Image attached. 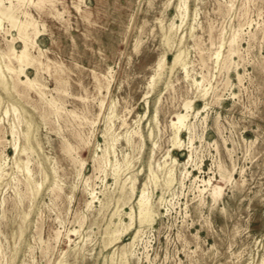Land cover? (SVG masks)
<instances>
[{
	"label": "rangeland",
	"instance_id": "obj_1",
	"mask_svg": "<svg viewBox=\"0 0 264 264\" xmlns=\"http://www.w3.org/2000/svg\"><path fill=\"white\" fill-rule=\"evenodd\" d=\"M55 1L56 8L63 12L60 19L55 15L57 10L54 11L49 6L44 9L31 6L29 9L41 23L47 25L46 33L39 38V44L46 49L47 57L53 62H49L51 65L50 70H43L44 73L41 70L39 71V79L50 89L47 90L48 98L57 97L56 99L59 102L58 109L53 108L47 102H44L45 100L40 99V95L35 91L28 90L26 93L24 86L21 84L19 85L20 88L18 87L20 95L16 94L21 101L20 103L8 101L6 94L0 90V94L3 96V101L0 103V121L2 120L1 122L3 123L1 124L0 122V136L3 135L0 137V140L3 139L0 141V264H57L60 259H63L62 264H259L264 254V33L262 32L264 31V0H248L249 3L247 0H190V16L186 21L187 24L185 22V25L183 24L182 28H180L181 31H178L175 37V48L168 53V56L169 59H172L174 51L179 48L180 40L184 35L183 48L187 51L186 68L188 73H191V76L187 77L185 69L178 67L172 75L167 72L154 90L149 84L155 73V64L165 51L163 34L158 19L165 16L167 23H169L175 17V4L178 0H175L169 7H167L168 0ZM202 13L204 16H202ZM175 22L181 23L179 18H175ZM145 23L148 24L146 25ZM190 25L195 26L193 34L190 33ZM5 26L7 29L9 24L6 22ZM224 28L226 29L224 30ZM12 32L15 36L18 35L16 30ZM222 33L223 37L225 36L223 39ZM224 33L226 34L224 35ZM1 34L0 50L6 52L8 51V39H12V36L5 32ZM231 36L235 37L234 45H232L236 53L228 55L227 49L230 41L234 38ZM138 39H141L142 44L136 50L135 45ZM214 39L215 41H213ZM144 41H147V43ZM239 41L242 44H239ZM14 45L19 50L23 47V43L19 39L15 40ZM218 50L221 52L219 58L215 55V51ZM33 52L38 54L36 50H33ZM44 61H47L46 58H44ZM54 63L62 64L64 71H60V68L55 67ZM13 64L18 65L15 60ZM216 66L220 67L217 68ZM109 69L114 81H112L111 91L107 94L105 87L107 78L98 75L100 78L98 80L96 73L108 75ZM215 70L216 72H214ZM35 71L37 72L34 67L27 68V73L30 76H35L37 74ZM238 73L241 76L240 78ZM41 75L43 77H40ZM7 77L10 78L8 75ZM169 78L172 85L166 88V81ZM193 78L198 79L200 84L196 85ZM241 80L244 81L241 82ZM100 84L103 86V90L99 89ZM58 86L61 91L54 90ZM64 88L68 92H63L62 89ZM70 89L71 91H69ZM201 90L207 92V96L204 99L201 96ZM23 91L25 92L23 93ZM148 92L149 111H146L148 107L145 96ZM208 94L210 95L208 96ZM251 95L253 96L251 97ZM64 97L65 99H63ZM85 97L88 99L86 100ZM187 99L195 100L196 107L199 108H202L205 103H210L209 107L207 106L200 113V116L193 115L190 117L192 122H197L195 124L198 127V129L195 127L194 131V135H196L194 143L196 148L194 147V151H197L194 154L196 156L194 155V161H190L187 165L192 174L189 177H184V174L181 175V170L184 169L183 163L188 159L189 150L187 148L182 150L173 149L174 156H177L182 162L178 169V180L171 189L165 192V200L162 203L159 202L162 190L160 188L155 190L154 201L157 203L160 218L154 227H145V232L141 237L142 240H139L133 249L134 255L130 256L129 260L126 261L121 255L122 246L129 242L134 230L124 235L122 240L115 246H103L104 240L109 237L108 233H106L107 224L117 205L113 203L108 211L103 212L101 203L97 200L91 208H88L86 204L91 197L90 188H96L97 195L104 200L105 197L102 191L110 187L112 191L115 186L112 168H114L113 164H116V167L119 166L120 169L121 181L130 176H137L139 179L138 189H141L148 178L151 157L154 155L153 161L157 163V160H162L167 150L172 146L170 142L173 130L170 126V118L175 112L183 110V104ZM24 100H27V103ZM32 100L34 101L32 102ZM29 101L30 103L28 104ZM102 101L106 104L102 105ZM112 101L116 103L114 108L116 116L113 118L109 137L114 135L117 140L114 141V147H110L108 156L112 161V166L108 164V176L105 177L104 165L99 168V163L95 160V157L97 155L101 156L107 145L105 137L107 132L106 121L108 114L111 112ZM86 102H89L90 105ZM129 103L130 105H128ZM12 105L17 109L14 110ZM157 108L158 122L154 119ZM70 109L74 113H71ZM60 112L64 113V115ZM55 113L58 114L56 115ZM206 115L207 123L204 121ZM45 117L46 121L50 117L49 123L44 121ZM126 121L127 123H124ZM157 125L159 126L157 127ZM232 125L235 126L234 129ZM56 126L57 128H55ZM202 126L205 127L204 130ZM66 129H70L69 132ZM73 130L75 134H73ZM151 130H153L152 135L150 134ZM27 131H29L31 136L32 148L27 149L26 154L19 153L17 155L16 150H14L15 145H23L26 142L25 134ZM135 131H139L144 135L145 144L140 134ZM200 134L202 135L200 136ZM5 135L7 136L6 138ZM128 135L133 138L131 143L126 140ZM182 136L188 140L189 133L184 131ZM80 140L82 141L80 142ZM17 141L19 142L17 143ZM48 141L49 145H47ZM154 142L157 143L155 147ZM135 147L137 150H135ZM199 147L200 149H198ZM86 148H88V151ZM158 149H161L160 153ZM220 157L228 169L231 170L236 166V171H234L235 180L227 185L224 182H220L221 177L217 166ZM83 159L86 161L83 169L85 178L78 174L81 167L80 160ZM127 160L129 161L128 164ZM26 161L28 163L32 161L30 162L31 164L27 163L28 167H30L32 178H35L34 180L31 178V182L27 179V173H25L27 172L25 171ZM200 161L203 162L201 163ZM56 162L60 165L59 167ZM197 164L201 167V170H199ZM63 167L65 168L62 169ZM1 169L3 170L1 171ZM242 170L245 171L243 172ZM45 175H48V177L46 178ZM194 175H199L200 179L214 175L215 183L225 185L224 195L218 204L213 205L209 191H205L203 196L200 191H197L203 187V183L200 179L194 181ZM87 177H89V184L92 183L88 188L84 181ZM56 179L58 182H56ZM60 180L62 183H60ZM4 182L5 184H3ZM93 183L97 185H93ZM59 185L60 188L57 190ZM197 185H200L199 188ZM85 188L86 191H84ZM36 189H39L38 193ZM190 189L192 190L190 191ZM47 190L49 191L47 192ZM114 195L119 197L120 192L117 191ZM25 197L27 200H25ZM54 197L56 200H54ZM201 201H205V203L202 204ZM132 203H136V197L133 198ZM119 204L124 206L125 211L130 210L129 204L124 205L122 202ZM59 217L60 219H58ZM122 217L124 221H129V217L125 213H123ZM118 219L117 216L114 217V221H118ZM44 220L45 222H43ZM74 227L78 229V232L74 233L75 235H71L72 241H70L67 236L69 230H73ZM61 230L64 231L58 232ZM179 233L180 235H178ZM39 234L40 236H38ZM152 240L153 242H151ZM55 242L58 244L56 245ZM76 243H78L77 246ZM67 245H70L69 251L64 255ZM230 246L232 249H230ZM115 248H117V252L112 256ZM29 256L33 258H29Z\"/></svg>",
	"mask_w": 264,
	"mask_h": 264
},
{
	"label": "bare ground",
	"instance_id": "obj_2",
	"mask_svg": "<svg viewBox=\"0 0 264 264\" xmlns=\"http://www.w3.org/2000/svg\"><path fill=\"white\" fill-rule=\"evenodd\" d=\"M82 1V0H81ZM84 1V0H83ZM175 0H168V3H167V7H169L170 5H172L174 3ZM229 1V0H228ZM259 1V0H258ZM56 1L55 0H0V34L5 32L6 34H10L12 36V39H8L9 40V43H8V51H1L0 50V90H2L7 98H8V101H12L13 103H20L21 101L19 100V98L17 97V95H20V90L18 89L19 85H23L24 86V89L26 90V93L28 90H33L35 91L36 93H38V95H40V99H42L44 102H47L48 105H51L53 108H57L58 109V106H59V102L57 101V97H51V98H48V92L47 90H50L49 87L47 85H45L43 82H41L39 79V71L41 70V72L43 70H50L51 69V65L49 62H53L49 57H47L46 55V49H44L40 44H39V38L41 35L45 34L46 31H47V25L45 23H41L34 15L33 13L30 11V7L32 6H35L39 9H44L45 7L49 6L51 9H54L57 10L56 12V16L59 17L60 19V16H62L63 12H60L57 8H56ZM61 2V1H60ZM154 2V1H153ZM248 2V0H247ZM59 3V2H58ZM150 3V2H149ZM155 3V2H154ZM166 3V2H165ZM226 3V2H225ZM249 3V2H248ZM257 3V2H256ZM164 4V3H163ZM231 4V3H230ZM252 4V3H251ZM151 5V3H150ZM249 5V4H248ZM235 6V5H234ZM254 6V5H253ZM75 7V6H74ZM151 7V6H150ZM175 7H176V14H175V17L173 19H171V21L169 23H167L166 19H165V16H162L161 18L158 19V22H159V25H160V28H161V31H162V34H163V43L165 45V51L161 54V56L158 58L156 64H155V73L153 74L152 78H151V81H150V87L152 88V90H154L157 86V84L160 82V80L165 76V74L167 72H169L171 75L176 71V69L178 67H182L183 69H185L186 71V76L188 77L190 74L188 73L187 71V51L185 48H183V39H184V35L182 36L181 40H180V46L179 48H177L175 51H174V55L172 57V59H169V56H168V53L171 52L175 47V37L178 33V31H181L180 28H182V25L188 20L189 16H190V0H178L177 3L175 4ZM35 8V9H37ZM76 8V7H75ZM80 8V7H79ZM155 8V7H154ZM153 8V9H154ZM254 8V7H253ZM77 9V8H76ZM81 9V8H80ZM152 9V8H151ZM231 9V8H230ZM263 9V8H262ZM137 10V9H136ZM233 10V8H232ZM42 11V10H41ZM82 11V10H81ZM231 11V10H230ZM245 11V10H244ZM248 11V10H247ZM250 11V10H249ZM263 11V10H262ZM79 12V10H78ZM150 12V11H149ZM153 12V11H152ZM155 12V11H154ZM198 12V11H197ZM201 12V11H200ZM205 12V10H204ZM196 13V12H194ZM242 13V12H241ZM247 13V12H246ZM203 14V13H202ZM262 14V13H261ZM52 15V14H51ZM55 16V17H56ZM198 16V14H197ZM204 16V14L202 15ZM242 16V14H241ZM248 16V15H247ZM261 16V15H260ZM57 17V18H58ZM200 17V16H199ZM263 17V16H262ZM62 18V17H61ZM175 18H179L181 23L178 24L175 22ZM56 19V18H55ZM243 20V19H242ZM255 20V19H253ZM263 20V19H262ZM207 21V20H205ZM8 23L9 26L8 28L6 29L5 27V23ZM156 22V21H155ZM154 22V23H155ZM198 22V21H197ZM201 22V21H200ZM251 22V21H250ZM244 23V22H243ZM246 23V22H245ZM257 23V22H256ZM146 24V23H145ZM148 24V23H147ZM146 24V25H147ZM187 24V22H186ZM202 24V23H201ZM145 25V26H146ZM151 25V24H150ZM185 25V24H184ZM213 25V24H212ZM243 25V24H242ZM247 25V24H246ZM249 26V25H248ZM190 33L193 34L194 33V30H195V26L194 25H190ZM213 27V26H212ZM151 28V27H150ZM256 28V27H255ZM154 29V28H153ZM201 29V28H199ZM205 29V27H204ZM226 28H224L225 30ZM232 29V28H231ZM234 29V28H233ZM13 30H16L18 35L15 36L13 34ZM216 30V29H215ZM219 30V29H217ZM245 30V29H244ZM130 31V30H129ZM128 31V32H129ZM152 31V30H151ZM222 31V30H221ZM231 31V30H230ZM255 31V30H254ZM244 32V31H243ZM264 33V31H262ZM232 33V32H231ZM250 33V32H249ZM151 34V33H150ZM226 33H224L225 35ZM230 34V33H229ZM228 34V35H229ZM236 34V33H235ZM241 34V32H240ZM244 34V33H243ZM261 34V32H260ZM3 35V34H1ZM242 35V34H241ZM253 35V34H252ZM153 36V35H152ZM151 36V37H152ZM197 36V35H196ZM256 36V35H255ZM263 36V35H262ZM221 37V36H220ZM225 37V36H224ZM223 37V33H222V39L224 38ZM231 37H234V36H231ZM254 37V36H253ZM155 38V37H154ZM212 38H213V34H212ZM19 39L22 43H23V47L22 49H17L16 46L14 45V42L15 40ZM201 39V38H200ZM231 39V38H230ZM192 40V39H191ZM197 40V38H196ZM254 40V38H253ZM215 41V39L213 40ZM229 41V40H228ZM235 41V37L232 38V40L230 41V44H229V48L227 49V52H228V55H231L235 52L234 48H233V42ZM238 41V40H237ZM255 41V40H254ZM257 41V40H256ZM145 42V41H144ZM150 42V41H148ZM194 42V41H193ZM202 42V41H201ZM240 42V41H239ZM238 42V43H239ZM261 42V41H260ZM147 43V41L145 42ZM215 43V42H214ZM223 43V42H222ZM228 43V42H227ZM226 43V45H227ZM264 43V41H263ZM6 44V43H4ZM141 39H138L137 42H136V45H135V49L138 50L140 45H141ZM194 44V43H193ZM203 44V43H202ZM233 44V45H232ZM239 44H242L241 42ZM250 44V42H249ZM261 44V43H260ZM7 45V44H6ZM153 45V43H152ZM263 45V44H262ZM18 46V45H17ZM197 46V45H196ZM204 46V45H203ZM202 47V46H201ZM240 47V46H239ZM248 47V46H247ZM261 47V46H260ZM200 48V47H199ZM249 48V47H248ZM263 48V47H262ZM153 49V48H152ZM203 49V48H202ZM226 49V48H225ZM261 49V48H260ZM33 50H36L38 52V54L34 53ZM135 50V51H136ZM204 50V49H203ZM245 50V49H243ZM256 50V49H255ZM238 51V50H237ZM241 51V49H240ZM190 52V51H189ZM216 52V57L219 58V55H220V50L218 51H215ZM250 52V51H249ZM123 53V52H122ZM194 53V52H193ZM202 53V52H201ZM200 53V54H201ZM236 53V52H235ZM247 53V52H246ZM190 54V53H189ZM198 54V52H197ZM261 54V53H260ZM223 55V54H222ZM246 55V54H244ZM238 56V55H237ZM249 56V55H248ZM191 57V56H190ZM236 57V56H235ZM239 57V56H238ZM44 58H46L47 61H44ZM211 58V57H210ZM209 58V59H210ZM247 58V57H246ZM250 58V57H249ZM8 62H7V60ZM188 59H189V56H188ZM194 59V58H193ZM223 59V58H222ZM16 61L18 63V65H14L13 64V61ZM212 60V59H211ZM197 61V60H196ZM209 61V60H208ZM218 61V60H217ZM132 62V61H131ZM192 62V61H191ZM254 62V61H253ZM201 63V62H200ZM212 63V62H211ZM252 63V62H250ZM55 64V67H59L60 68V71H64L63 69V65L60 64V63H54ZM207 64V63H206ZM233 64V63H232ZM237 64V63H236ZM78 65V64H77ZM202 65V64H201ZM215 65V64H214ZM218 65V63H217ZM229 65V64H227ZM249 65V64H248ZM260 65V64H259ZM80 66V65H78ZM190 66V65H189ZM196 66V65H195ZM244 66V65H243ZM29 67H34L36 68L37 70V74L35 76H30L28 73H27V68ZM82 67V66H81ZM117 67V66H116ZM217 68H219L220 66H216ZM215 67V68H216ZM227 67V66H226ZM246 67V66H245ZM261 67V66H260ZM202 68V67H201ZM208 68V67H207ZM243 68V67H242ZM193 69V68H192ZM191 69V70H192ZM200 69V67H199ZM225 69V68H224ZM246 69V68H245ZM110 70V69H109ZM189 70V69H188ZM208 70V69H207ZM211 70V69H210ZM219 70V69H218ZM193 71V70H192ZM109 74H97L96 73V77L98 80H100V78L98 77V75H101L102 77L104 78H107V84L105 85L106 89H107V94L108 92L111 91V86H112V81H114V77L111 73V70L108 71ZM107 72V73H108ZM115 72V71H114ZM191 72V71H190ZM216 72V70L214 71ZM218 72V71H217ZM244 72V71H243ZM44 73V71H43ZM43 73H41L43 75ZM63 73V72H62ZM193 73V72H192ZM237 73V72H236ZM250 73V72H249ZM94 74V73H93ZM211 74V72H210ZM243 74V73H242ZM246 74V73H245ZM7 75L10 77L8 78ZM40 76V77H43V76ZM215 75V74H214ZM218 75V74H217ZM239 75V78L241 77L240 74L238 73ZM48 76V75H47ZM50 76V75H49ZM191 76V75H190ZM245 76V75H244ZM247 76V75H246ZM249 76V75H248ZM25 77V78H23ZM251 77V76H250ZM257 77V76H256ZM52 78V77H51ZM243 78V77H242ZM208 79V77H207ZM206 79V80H207ZM214 79V77H213ZM219 79V78H218ZM246 79V78H245ZM194 80V83L196 85L200 84V81L196 78H193ZM221 80V79H220ZM254 80H256V78H254ZM178 81V80H177ZM190 81V79H189ZM217 81V80H216ZM240 81V80H239ZM244 81V80H241V82ZM247 81V79H246ZM55 82V80H54ZM206 82V81H205ZM214 82V81H213ZM222 82V80H221ZM232 82V81H231ZM249 82V80H248ZM252 82V81H251ZM250 82V83H251ZM254 82V81H253ZM262 82V81H261ZM264 82V81H263ZM49 83V82H48ZM57 83V81H56ZM62 83V82H61ZM180 83V82H179ZM209 83V82H207ZM206 83V84H207ZM240 83V82H239ZM63 84V83H62ZM61 84V85H62ZM65 84V83H64ZM68 84V83H67ZM66 84V85H67ZM99 84V83H98ZM211 84V83H210ZM242 84V83H241ZM249 84V83H248ZM261 84V83H260ZM65 85V86H66ZM172 85L171 83V79L169 78L167 81H166V88L170 87ZM204 85V84H203ZM232 85V84H231ZM243 85V84H242ZM251 85V84H250ZM263 85V84H262ZM187 86V85H186ZM208 86V85H207ZM219 86V84H218ZM61 87V86H60ZM64 87V86H63ZM102 85L100 84L99 86V89L103 90L102 89ZM231 87V86H230ZM250 87V86H249ZM20 88V87H19ZM62 88V87H61ZM201 88V87H200ZM204 88V87H203ZM210 88V86H209ZM208 88V89H209ZM68 89V88H67ZM192 89V88H191ZM195 89V88H193ZM220 89V88H219ZM218 89V90H219ZM222 89V88H221ZM238 89V88H237ZM54 90H57V91H61V89L59 88V86L54 89ZM174 90V89H173ZM205 90V89H204ZM204 90H201V96L203 97H206L207 96V92H203ZM215 90V89H214ZM244 90V89H243ZM251 90V89H250ZM256 90V88H255ZM22 91V90H21ZM62 91L64 92H68L65 88L62 89ZM71 91V89L69 90ZM100 91V90H99ZM195 91H197L195 89ZM208 91V90H207ZM217 91V90H216ZM226 91V90H225ZM224 91V92H225ZM239 91V89H238ZM253 92V90H251ZM25 91H23L24 93ZM54 92V91H53ZM189 92V91H188ZM223 92V91H222ZM246 92V91H245ZM251 92V93H252ZM256 92V91H255ZM25 93V94H26ZM72 93V92H70ZM212 93V92H210ZM228 93V92H227ZM230 93V92H229ZM240 93V92H239ZM17 94V95H16ZM35 94V93H34ZM69 94V93H68ZM231 94V93H230ZM249 94V93H248ZM37 95V96H38ZM64 95V94H63ZM102 95V94H101ZM175 95V94H174ZM210 94H208L209 96ZM26 96V95H25ZM70 96V95H69ZM130 96V95H129ZM149 96V92L146 94L145 98H146V105L148 107V109L146 111H149V100L147 99V97ZM181 96V95H180ZM253 95H251L252 97ZM24 97V95H23ZM39 97V96H38ZM67 97V96H66ZM171 97V96H170ZM169 97V98H170ZM187 97V96H186ZM211 97V96H210ZM219 97V95H218ZM224 97V96H223ZM227 97V96H226ZM249 97V98H251ZM25 98V97H24ZM27 98V96H26ZM29 98V97H28ZM68 98V97H67ZM72 98V97H71ZM86 98V97H85ZM107 98V97H106ZM173 98V97H172ZM183 98V97H182ZM216 98V97H215ZM214 98V99H215ZM231 98V97H230ZM256 98V97H255ZM259 98V97H258ZM33 99V98H32ZM61 99V98H60ZM65 99V97L63 98ZM62 99V100H63ZM88 98H86L87 100ZM94 99V98H93ZM124 99V98H123ZM143 99V98H142ZM181 99V97H180ZM238 99V98H237ZM29 100V99H28ZM36 100V99H35ZM167 100V99H166ZM175 100V99H174ZM174 100H172L174 102ZM200 100V99H199ZM206 100V99H205ZM247 100H249L247 98ZM3 101V96L0 94V103ZM25 103H27L26 101L27 100H24ZM34 100H32L33 102ZM66 101V100H64ZM63 101V102H64ZM95 101V100H94ZM107 101V100H106ZM128 101V100H127ZM163 101V100H162ZM254 101V100H252ZM258 101H260L258 99ZM69 102V101H68ZM124 102V101H123ZM181 102V101H180ZM220 102V101H219ZM255 102V101H254ZM254 102H253V105H254ZM23 103V102H22ZM30 103V101L28 102V104ZM36 103V102H35ZM86 103H89V102H86ZM94 103V102H93ZM105 102L102 101V105L104 104ZM162 103V102H161ZM239 103V102H238ZM256 103V102H255ZM41 104V103H40ZM66 104V103H64ZM83 104V103H82ZM106 104V103H105ZM126 104V103H125ZM167 104V103H166ZM175 104V103H174ZM210 103H205L204 104V108H199V107H196V103H195V100L193 99H187L185 100L184 104H183V110L182 111H178V112H175L171 118H170V126L173 130V134H172V137H171V142L172 143V146L167 150L166 154L164 155L163 159L162 160H157L158 162L157 163H154L153 159H154V155L153 157H151L150 159V162H149V173H148V178L147 180L143 183V186L141 189H138V177L137 176H134V177H128L126 178L124 181H121L120 179V169H119V166L116 167V164H113L114 168H112V174L115 178V186L113 188V190L111 191V187L110 188H106V190L102 191L103 194H104V197L105 199L102 200L98 195H97V192H96V188H90V199L87 201V206L88 208H91L94 203L98 200L100 201L101 203V210H103V212L105 211H108L109 208L111 207V205L114 203L116 204V208L115 210L113 211L112 215H111V218H110V221L109 223L107 224V227H106V233H108V239L104 240V245L105 247H109V246H115L118 242H120L122 240V237L124 235H126L127 233H130L132 230H134V233H133V236H131L129 242L125 243L123 246H122V252H121V255L125 258L126 261L129 260V257L130 256H133L134 255V248H135V245L137 244V242L139 240H142L141 237L142 235L144 234L145 232V227H149V226H152L154 227L155 223L157 222V220L160 218V212L157 208V203L156 201H154V194H155V190L157 189H161L162 190V195L160 196V199H159V202H163L165 200L164 198V194L167 190L171 189L173 184L178 180L177 179V175H178V169H179V165L182 164V162L177 158V156H174L173 154V149H188L189 150V155H188V159L187 161H185L183 163L184 165V169L181 170V175L184 174V177H189L191 176L192 172L187 168V165L188 163H190V161H194V152H197L196 150L194 151V147H195V137L196 135L195 134V127H196V124L197 122H192L191 121V118L193 115L194 116H200V113L203 112V110H205L207 108V106L209 105ZM249 104V103H248ZM21 105V104H20ZM44 105V104H43ZM69 105V104H68ZM90 105V103H89ZM130 105V103L128 104ZM168 105V104H167ZM179 105V104H178ZM216 105V104H214ZM256 105V104H255ZM7 106V105H6ZM13 106V105H12ZM29 106V105H27ZM41 106V105H39ZM67 106V105H66ZM88 106V105H87ZM100 106V104H99ZM116 106V103L115 101H112V106H111V112L108 114L107 116V132L105 133V137H106V141H107V145L105 147V150L103 152V154L101 156H96L95 157V160L98 161V165H99V168L103 167L104 165V172H105V177L108 176V171H107V166L108 164H110L112 166V161L111 159L109 158V153H110V147H114V141L117 140V138L112 135L111 137H109V132L110 130L112 129V121H113V118L116 116V113L114 111V108ZM126 106V105H125ZM234 106V105H233ZM242 106V105H241ZM257 106V105H256ZM259 106V105H258ZM8 107V106H7ZM22 107V106H21ZM20 107V108H21ZM63 107V106H62ZM83 107V106H82ZM93 107V106H92ZM102 107V106H101ZM100 107V108H101ZM105 107V106H104ZM128 107V106H127ZM132 107V106H131ZM209 107V106H208ZM255 107V106H254ZM47 108V106H46ZM66 108V107H65ZM143 108V107H142ZM211 108V107H210ZM252 108V107H251ZM13 109L16 110L17 108L13 106ZM34 109V108H33ZM41 109V108H40ZM43 109V108H42ZM67 109V108H66ZM246 109V108H245ZM8 110V113H9V109L7 108ZM24 110V109H22ZM65 110V109H64ZM72 109H70V112L71 113H74L73 111H71ZM89 110V109H88ZM129 110V109H128ZM233 110V109H231ZM247 110V109H246ZM251 110V109H250ZM33 111V110H32ZM41 111V110H40ZM67 111V110H66ZM79 111V110H77ZM82 111V110H81ZM90 111V110H89ZM169 111V110H168ZM252 111V110H251ZM37 112V111H36ZM48 112V111H47ZM69 112V113H70ZM212 112V111H211ZM231 112V111H229ZM256 112V111H255ZM43 113V112H42ZM45 113V112H44ZM61 113V112H60ZM82 113V112H81ZM124 113V112H123ZM132 113V112H131ZM208 113V112H207ZM48 114V113H47ZM56 114V113H55ZM58 114V113H57ZM56 114V115H57ZM62 114V113H61ZM10 115V114H9ZM15 115V114H14ZM45 115V114H44ZM60 115V114H59ZM58 115V116H59ZM64 115V113L62 114ZM84 115V114H83ZM145 115V114H144ZM169 115V114H168ZM253 115V114H252ZM18 116H19V113H18ZM41 116V115H39ZM43 116V115H42ZM56 116V117H58ZM61 116V115H60ZM71 116V115H70ZM82 116V115H81ZM90 116V115H89ZM102 116V115H101ZM129 116V114H128ZM210 116V115H209ZM245 116V115H244ZM64 117V116H62ZM80 117V115H79ZM93 117V116H92ZM246 117V116H245ZM6 118H8V116H6ZM50 118V117H49ZM49 118H48V121H49ZM83 118V116H82ZM87 118V117H86ZM95 118V117H94ZM195 118V117H194ZM199 118V117H197ZM233 118V117H232ZM231 118V119H232ZM56 119V118H55ZM62 119V118H61ZM74 119V118H73ZM78 119V118H77ZM126 119V118H125ZM154 119L155 121L158 122V108L156 109V112H155V115H154ZM203 119V118H202ZM217 119V118H216ZM9 120V119H8ZM16 120V119H15ZM22 120V119H21ZM27 120V119H26ZM69 120V119H68ZM67 120V121H68ZM129 120V119H128ZM166 120V119H165ZM197 120V119H196ZM199 120V119H198ZM2 121V120H1ZM0 121V122H1ZM28 121V120H27ZM46 121V117H45V120ZM46 121V122H48ZM52 121V120H51ZM59 121H60V118H59ZM58 121V122H59ZM76 121H79V120H76ZM75 121V122H76ZM82 121V120H81ZM204 121L207 123V115L206 117H204ZM209 121V119H208ZM217 121V120H216ZM244 121V120H243ZM30 122V121H29ZM50 122V121H49ZM48 122V123H49ZM61 122V121H60ZM85 122V121H84ZM202 122V121H200ZM199 122V124H200ZM232 122V121H231ZM13 123V122H12ZM17 123V122H16ZM55 123V122H54ZM74 123V122H73ZM77 123V122H76ZM92 123V121H91ZM124 123H127L124 122ZM135 123V122H133ZM160 123V122H159ZM204 123V122H203ZM1 124H3L1 122ZM20 124V123H19ZM22 124V123H21ZM57 124V123H56ZM60 124V123H58ZM69 124V122H68ZM229 124V123H227ZM30 125V124H29ZM61 125V124H60ZM64 125V124H63ZM80 125V124H79ZM78 125V126H79ZM87 125V123H86ZM93 125V124H92ZM3 126V125H2ZM14 126V124H13ZM12 126V127H13ZM48 126V125H47ZM54 126V125H53ZM58 126V125H57ZM57 126L55 128H57ZM66 126V125H65ZM159 125H157L158 127ZM204 126H205V123H204ZM233 126V125H232ZM238 126V125H237ZM11 127V126H10ZM32 127V126H31ZM44 127V126H43ZM49 127V126H48ZM47 127V128H48ZM67 127V126H66ZM72 127V126H71ZM85 127V126H84ZM88 127V126H86ZM129 127V126H128ZM203 127V126H202ZM207 127V126H206ZM220 127V126H219ZM235 126H233V129H234ZM47 128H45V130H47ZM65 128V127H64ZM80 128V126H79ZM93 128V127H92ZM205 127H203V130H204ZM6 129V127H5ZM30 129V128H29ZM59 129V128H58ZM63 129V128H62ZM72 129V128H71ZM85 129V128H84ZM123 129V128H122ZM135 129V128H134ZM196 129H198V127H196ZM202 129V128H201ZM200 129V130H201ZM225 129V127H224ZM246 129V128H245ZM56 130V129H55ZM65 130V129H64ZM68 130V129H66ZM70 130V129H69ZM68 130V132H69ZM96 130V129H95ZM161 130V129H160ZM220 130V129H219ZM230 130V129H229ZM5 131V130H4ZM17 131V130H16ZM32 131V130H31ZM50 131V130H49ZM79 131V130H78ZM83 131V130H82ZM87 131V130H86ZM91 131V129H90ZM186 131L189 133V136H188V140L184 139L183 136H182V133ZM202 131V130H201ZM226 131V130H225ZM258 131V129H257ZM14 132V131H13ZM18 132V131H17ZM21 132V131H20ZM57 132V131H56ZM74 132V130H73ZM84 132V131H83ZM92 132V131H91ZM136 133H139L140 136L142 137L143 139V143L145 144V137L144 135L139 132V131H135ZM235 132V131H234ZM3 133V131H2ZM15 133V132H14ZM39 133V132H38ZM76 133H77V130H76ZM134 133V132H133ZM221 133V132H220ZM229 133V132H228ZM17 134V133H16ZM54 134V133H52ZM71 134V133H70ZM75 134V132L73 133ZM151 135L153 134V130H151ZM163 134V133H162ZM166 134V133H165ZM168 134V133H167ZM225 134V133H224ZM1 135V134H0ZM38 135V134H37ZM63 135V134H62ZM77 135V134H76ZM83 135V134H82ZM126 135V134H125ZM202 134H200L201 136ZM236 135V134H235ZM242 135V134H241ZM3 136V135H2ZM0 136V137H2ZM61 136V135H60ZM73 136V135H72ZM139 136V137H140ZM226 136V135H225ZM7 136L5 135V138ZM17 137V136H16ZM36 137V136H35ZM39 137V136H38ZM78 137V136H77ZM90 137V135H89ZM88 137V138H89ZM164 137H166L164 135ZM46 138V137H45ZM61 138V137H60ZM66 138V137H65ZM80 138V137H79ZM82 139H84L83 137H81ZM93 138V137H92ZM200 138V137H199ZM234 138V136H233ZM238 138V137H237ZM12 139V138H11ZM36 139V138H35ZM91 139V138H90ZM132 136L131 135H128L126 136V140L128 143H131L132 141ZM202 139V138H201ZM3 140V139H2ZM0 140V141H2ZM17 140V139H16ZM25 140L26 142L23 144V145H15V149L16 152H17V155L19 153L21 154H26L27 153V149L29 148H32V141H31V136H30V133L29 131L26 132L25 134ZM63 140V138H62ZM164 140V139H163ZM169 140V139H168ZM225 140V139H224ZM230 140V139H229ZM6 141V140H5ZM82 140H80L81 142ZM85 141V140H84ZM94 141V140H93ZM200 141V140H199ZM204 141V140H203ZM238 141V140H237ZM245 141V140H244ZM256 141V140H254ZM19 141H17L18 143ZM169 142V141H168ZM251 142V141H250ZM8 143V141H7ZM13 143V142H12ZM16 143V144H17ZM63 143V142H61ZM67 143V142H66ZM79 143V142H78ZM142 143V142H141ZM142 143V144H143ZM208 143V142H207ZM239 143V142H238ZM4 144V143H3ZM70 144V143H69ZM141 144V145H142ZM164 144V143H163ZM201 144V142H200ZM256 144V143H255ZM5 145V144H4ZM49 145V141H48V144ZM46 145V146H47ZM71 145V144H70ZM85 145L87 146V144L85 143ZM140 145V144H139ZM157 145L156 142H154V147ZM168 145V144H167ZM240 145V144H239ZM245 145V144H244ZM75 146V145H74ZM81 146V145H80ZM89 146V145H88ZM162 146V145H161ZM202 146V145H200ZM255 146V145H254ZM4 147V146H3ZM9 147V146H8ZM14 147V146H13ZM104 147V146H103ZM134 147V146H132ZM208 147H209V144H208ZM77 148V147H76ZM83 148V147H82ZM136 148V147H135ZM196 148V147H195ZM241 148V147H239ZM246 148V147H245ZM249 148V147H248ZM72 149V148H71ZM85 149V148H84ZM87 151H88V148H86ZM99 149V148H98ZM134 149V148H133ZM139 149V148H138ZM162 149V148H161ZM160 149V150H161ZM200 149V147L198 148ZM214 149V148H213ZM4 150V149H3ZM13 150V151H14ZM32 150V149H31ZM62 150V149H61ZM66 150V149H65ZM70 150V149H69ZM73 150V149H72ZM79 150V149H78ZM120 150V149H118ZM137 150V148L135 149ZM159 150V149H158ZM160 150H159V153H160ZM241 150V149H240ZM7 151V150H6ZM64 151V150H63ZM67 151V150H66ZM77 151V149H76ZM81 151V150H79ZM100 151V149H99ZM114 151V150H113ZM139 151V150H138ZM142 151V150H141ZM203 151V150H202ZM217 151L219 153V147L217 145ZM230 151V150H229ZM251 151V150H250ZM35 152V151H34ZM33 152V153H34ZM72 152V151H71ZM84 152V151H83ZM120 152V151H119ZM154 152V151H153ZM152 152V153H153ZM180 152V151H179ZM209 152V151H208ZM231 152V151H230ZM241 152V151H240ZM30 153V152H29ZM65 153V152H64ZM68 153V152H66ZM70 153V151H69ZM76 153V152H74ZM81 153V152H80ZM116 153V152H115ZM114 153V154H115ZM137 153V152H136ZM135 153V154H136ZM210 153V152H209ZM217 153V154H218ZM71 154V153H70ZM215 154H216V151H215ZM229 154V153H228ZM232 154V153H230ZM7 155V154H6ZM16 155V153H15ZM14 155V156H15ZM69 155V154H68ZM72 155V154H71ZM69 155V156H71ZM96 155V154H95ZM113 155V154H112ZM118 155V154H117ZM140 155V154H139ZM242 155V154H241ZM248 155V154H247ZM13 156V158H14ZM23 156V155H21ZM28 156V155H26ZM33 156V155H32ZM46 156V155H45ZM73 156V155H72ZM129 156V155H128ZM196 156V155H195ZM216 156V155H215ZM231 156V155H230ZM8 157V156H7ZM74 157V156H73ZM203 157V155H202ZM232 157V156H231ZM33 158V157H32ZM46 158V157H45ZM56 158V157H55ZM198 158V157H197ZM205 158V157H204ZM215 158V157H214ZM250 158V157H249ZM8 159V158H7ZM34 159V158H33ZM85 159V158H84ZM83 160H80V169H79V175L80 176H84L85 178V175L83 174V169L85 168V165H86V161ZM115 159V158H114ZM202 159V158H201ZM1 160V158H0ZM9 160V159H8ZM24 160V159H22ZM57 160V159H56ZM73 160V159H72ZM136 160V159H134ZM197 160V159H196ZM206 160V159H205ZM114 161V160H113ZM198 161V160H197ZM213 161V160H212ZM211 161V162H212ZM250 161V160H249ZM32 162V161H30ZM29 162V163H30ZM35 162V161H34ZM76 162V161H74ZM73 162V163H74ZM127 164L129 163V161L127 160L126 161ZM201 162V161H200ZM203 162V161H202ZM201 162V163H202ZM215 162V161H213ZM239 162V161H238ZM237 162V163H238ZM248 162V161H247ZM247 162H246V165H247ZM3 163V162H2ZM8 163V162H7ZM20 163V162H19ZM24 163V162H23ZM28 161L25 162L26 164V170L27 172V179L29 180V182H31V178H32V175H31V170H30V167H28L27 165ZM28 163V164H29ZM36 163V162H35ZM57 163V162H56ZM94 163V161H93ZM116 163V162H115ZM192 163V162H191ZM200 163V164H201ZM232 163V162H231ZM250 163V162H249ZM21 164V163H20ZM31 164V163H30ZM72 164V163H71ZM3 165V164H2ZM22 165V164H21ZM38 165V164H36ZM35 165V166H36ZM53 165V164H52ZM58 165V163H57ZM131 165V164H130ZM60 165H58L59 167ZM75 166V164H74ZM79 166V165H77ZM197 166H199L197 164ZM203 166V165H201ZM215 166V165H214ZM217 166H218V171L220 173V182H224L225 185L233 182V180H235L234 178V171H236V166H234L231 170L227 168L226 164L223 162V160L220 159L218 160V163H217ZM3 167V166H2ZM1 167V168H2ZM19 167V166H18ZM33 167V166H32ZM56 167V166H55ZM62 167V166H61ZM238 167V166H237ZM17 168V167H16ZM65 167H63L62 169H64ZM92 168V167H91ZM193 168V167H192ZM19 169V168H17ZM39 169V168H37ZM41 169V168H40ZM59 169V168H58ZM89 169V168H88ZM128 169V168H126ZM243 169V168H242ZM3 169H1L2 171ZM34 170V169H33ZM70 170V169H69ZM102 170V171H103ZM199 170H201V167L199 166ZM198 170V171H199ZM22 171V170H21ZM36 171V170H34ZM33 171V172H34ZM57 171V170H56ZM55 171V172H56ZM243 172L245 170H242ZM41 172V170H40ZM64 172V171H63ZM87 172V171H86ZM94 172V171H93ZM37 173V172H36ZM97 173V172H96ZM207 173V172H206ZM1 174V173H0ZM64 174V173H63ZM215 174V173H214ZM41 175V174H40ZM77 175V176H79ZM91 175V173H90ZM162 175V177H161ZM38 176V175H37ZM36 176V177H37ZM46 176V175H45ZM76 176V175H75ZM101 176V175H100ZM243 176V175H242ZM17 177V176H16ZM41 177V176H40ZM48 177V175L46 176V178ZM60 177V176H59ZM70 177V176H69ZM95 177V176H94ZM56 178V177H55ZM58 178V177H57ZM68 178V177H67ZM74 178V177H72ZM80 178V177H79ZM78 178V179H79ZM18 179V178H17ZM21 179V177H20ZM35 179V178H34ZM32 178V180H34ZM65 179V178H64ZM69 179V178H68ZM81 179V178H80ZM100 179V178H99ZM200 177L199 175H194V181H197L199 180ZM246 179V178H245ZM14 180V179H13ZM23 180V179H22ZM62 180V179H61ZM60 180V183H62ZM215 180V176L214 175H210L209 178H202L200 179V181H202L203 183V187L199 188L198 186V190L197 191H200V194H202L203 196V193L205 191H209L210 193V197L212 198V202H213V205H216L218 204V202L222 199L223 195H224V190H225V185L223 184H219V183H215L214 182ZM19 181V180H18ZM21 181V180H20ZM41 181V180H40ZM48 181V180H47ZM85 183H86V186L87 188L90 187V185L92 184H89V177H87L85 180ZM17 182V181H16ZM22 182V181H21ZM24 182V180H23ZM56 182L57 179H56ZM54 182V183H56ZM100 182V181H99ZM193 182V181H192ZM27 183V182H26ZM105 183V181H104ZM195 183V182H193ZM235 183V182H234ZM233 183V184H234ZM246 183V182H245ZM5 184V182L3 183ZM7 184V183H6ZM15 184V183H14ZM17 184V183H16ZM25 184V183H24ZM54 185V184H53ZM64 185V184H63ZM93 185H97V184H94ZM16 186V185H15ZM19 186L21 187V185L19 184ZM24 186V185H23ZM41 186V184H40ZM76 187V185H74ZM107 186V185H106ZM196 186V187H197ZM18 187V188H20ZM30 187V186H29ZM182 187V186H181ZM194 187V186H193ZM1 188V187H0ZM41 188V187H40ZM60 188V185L59 187L57 188V190H59ZM54 189V188H52ZM186 189V188H185ZM264 189V187H263ZM17 190V189H16ZM89 190V189H87ZM192 189H190L191 191ZM23 191V190H22ZM31 191V190H30ZM41 191V189H40ZM49 190H47L48 192ZM51 191V190H50ZM63 191V190H62ZM86 191V188L85 190ZM120 192V195L119 197H116L114 194L116 192ZM196 191V192H197ZM17 192V191H16ZM32 192V191H31ZM36 192L38 193L39 192V189H36ZM52 192V191H51ZM65 192V191H64ZM182 192V191H181ZM20 193H21V190H20ZM25 193V192H24ZM57 193V192H56ZM62 193V192H61ZM177 193V192H176ZM40 194V193H39ZM38 194V195H39ZM63 194V193H62ZM21 195V194H20ZM48 195V194H47ZM56 195V194H55ZM88 195V194H87ZM181 195V194H180ZM184 195V193H183ZM199 195V194H198ZM51 196V195H50ZM57 196V195H56ZM186 196V195H185ZM195 196V195H194ZM23 197V196H22ZM31 197V196H30ZM29 197V198H30ZM68 197V196H67ZM70 197V196H69ZM136 197V203H132V200L133 198ZM20 198V197H19ZM48 198V197H47ZM58 198V197H57ZM73 198V197H72ZM171 198V197H170ZM178 198V197H177ZM52 199V198H51ZM192 199V198H191ZM199 199V198H198ZM11 200V199H10ZM25 200L26 197H25ZM25 200H21V201H25ZM54 200L55 197H54ZM73 200V199H72ZM175 200V199H174ZM180 200V199H179ZM13 201V200H12ZM60 201V200H59ZM58 201V202H59ZM74 201V200H73ZM178 201V200H177ZM181 201V200H180ZM28 202V201H27ZM120 202H122L124 205L125 204H129L130 206V210L129 211H125L124 210V206H120ZM202 204L205 203V201H201ZM10 203V202H9ZM8 203V204H9ZM15 203V202H14ZM13 203V204H14ZM22 203V202H21ZM53 203V202H52ZM63 203V202H62ZM61 203V204H62ZM185 203V202H184ZM183 203V204H184ZM23 204V203H22ZM175 204V203H174ZM181 204V202H180ZM200 204V202H199ZM31 205V203H30ZM53 205V204H52ZM58 205V204H57ZM64 205V204H63ZM172 205V203H171ZM176 205V204H175ZM15 206V204H14ZM13 206V207H14ZM47 206V205H46ZM7 207V206H6ZM62 207V206H61ZM16 208V207H14ZM48 208V207H47ZM51 208V207H50ZM49 208V209H50ZM54 208V206H53ZM59 208V207H58ZM63 208V207H62ZM178 208V207H177ZM185 208V206H184ZM11 209V208H10ZM41 209V208H40ZM44 209V208H43ZM52 209V208H51ZM57 209V208H56ZM95 209V208H94ZM180 209V208H179ZM211 209V208H210ZM53 210V209H52ZM58 211V210H57ZM55 211V212H57ZM88 211V210H87ZM124 211V212H123ZM211 211V210H210ZM8 212V211H7ZM12 212V211H11ZM40 212V211H38ZM51 212V211H50ZM59 212V211H58ZM80 212V211H79ZM86 212V210H85ZM90 212V211H89ZM170 212V211H169ZM168 212V213H169ZM181 212V211H180ZM184 212V211H183ZM187 212V211H186ZM6 213V211H5ZM53 213V212H52ZM70 213V211H69ZM123 213H125L128 217H129V221L126 222L124 221V218L122 217ZM167 213V212H166ZM165 213V215H167ZM179 213V212H178ZM61 214V213H60ZM82 214V213H81ZM170 214V213H169ZM181 214V213H180ZM185 215V214H184ZM39 216V215H38ZM74 216V215H73ZM77 216H80V215H77ZM117 216L119 219L118 221H114V217ZM250 216V215H249ZM43 217V216H42ZM58 217V215H57ZM81 217H84V216H81ZM186 217V216H185ZM203 217V216H202ZM29 218V217H28ZM27 218V219H28ZM15 219V218H14ZM60 219V217L58 218ZM171 219V218H170ZM204 219V218H202ZM37 220V218H36ZM41 221V219H39ZM56 220V219H55ZM79 220V219H78ZM169 220V219H168ZM60 221V220H58ZM73 221V220H72ZM71 221V222H72ZM192 221V220H191ZM38 222V221H37ZM45 222V220L43 221ZM75 222V221H74ZM81 222V221H80ZM137 222H138V225H137ZM169 222V221H168ZM172 222V221H171ZM36 223V222H35ZM57 223V222H56ZM77 223V221H76ZM82 223V222H81ZM195 223V222H194ZM40 224V223H39ZM38 224V226H39ZM43 224V223H41ZM72 224V223H71ZM182 224V223H181ZM200 224V223H199ZM210 224V223H209ZM208 224V225H209ZM36 225V224H35ZM79 225V224H78ZM86 225V224H85ZM171 225V224H170ZM37 226V225H36ZM40 226H43V225H40ZM59 226V225H58ZM113 226V228H111ZM191 226V225H190ZM206 226V224H205ZM84 227V226H83ZM177 227V226H176ZM188 227V226H187ZM43 228V227H41ZM45 228V227H44ZM181 228V227H180ZM81 229V228H80ZM35 230V229H34ZM33 230V231H34ZM43 230V229H42ZM221 230V229H220ZM64 230H61V231H58V232H62ZM83 231V230H82ZM92 231V230H91ZM244 231V230H243ZM78 232V229H74L73 230H69V233H68V238L70 241H72V237L71 235L72 234H76ZM169 232V231H168ZM199 232V231H198ZM222 232V231H221ZM238 232V231H237ZM39 233V232H38ZM57 233V232H56ZM15 234V232H14ZM36 234V233H35ZM41 234V233H40ZM40 234L38 236H40ZM74 234V235H75ZM168 234V233H167ZM239 234V233H238ZM237 234V235H238ZM62 235V234H61ZM78 235H82V234H78ZM180 235V233L178 234ZM184 235V233H183ZM59 236V234H58ZM151 236V235H150ZM185 236V235H184ZM199 236V235H198ZM56 237V236H55ZM89 237V236H88ZM88 237H86L88 239ZM144 237V236H143ZM43 239V237H41ZM67 238V239H68ZM153 238V237H151ZM33 239V238H32ZM35 239V237H34ZM48 239V237H47ZM50 239V238H49ZM58 239V238H57ZM60 241V239H58ZM81 240V239H80ZM79 240V242H80ZM150 240V239H149ZM168 240V239H167ZM44 241V240H43ZM58 241V242H59ZM173 241V240H172ZM178 241V239H177ZM260 241V240H259ZM258 241V242H259ZM33 242V241H32ZM40 242V241H39ZM38 242V243H39ZM82 242V241H81ZM153 242V240L151 241ZM169 242V241H168ZM34 243H36L34 241ZM37 243V244H38ZM84 243V242H83ZM91 243V242H89ZM173 243V242H172ZM208 243V242H207ZM45 244V243H44ZM48 244V243H47ZM52 244V243H51ZM56 244V242H55ZM58 244V243H57ZM56 244V245H57ZM70 244V243H69ZM170 244V243H169ZM1 245V244H0ZM41 245V244H40ZM46 245V244H45ZM78 245V243H76V246ZM37 246V245H36ZM86 246V245H85ZM149 246V245H148ZM153 246V245H152ZM200 246V245H199ZM2 247V246H1ZM42 247V246H40ZM48 247V245H47ZM69 247L70 245H67L65 247V251H64V255L67 254V252L69 251ZM84 247V246H83ZM89 247V246H88ZM147 247V246H146ZM151 247V246H149ZM211 247V246H210ZM46 248V247H45ZM54 248V247H53ZM57 248V246H56ZM79 248V247H78ZM142 248V247H141ZM198 248V247H197ZM201 248V247H200ZM30 249V248H29ZM28 249V250H29ZM39 249V248H38ZM138 249V247H137ZM145 249V248H144ZM148 249V248H147ZM216 249V248H215ZM230 249L231 246H230ZM40 250V249H39ZM43 250V249H42ZM146 250V249H145ZM150 250V249H148ZM166 250V249H165ZM185 250V248H184ZM213 250V249H212ZM32 251V250H31ZM44 253L45 250H43ZM48 251V249H47ZM75 251V250H74ZM167 251V250H166ZM165 251V252H166ZM178 251V250H177ZM42 252V251H41ZM90 252V251H89ZM117 252V248H115L114 252L112 253V256H114ZM193 252V251H192ZM29 253V251H28ZM72 253V252H71ZM148 253V252H147ZM167 253V252H166ZM257 253V252H256ZM35 254V253H34ZM41 254V253H40ZM151 254V253H150ZM169 254V253H168ZM28 255V254H27ZM33 255V254H32ZM43 255V254H41ZM46 255V254H45ZM44 255V256H45ZM62 255V256H64ZM90 255V254H89ZM145 255V253H144ZM179 255V254H178ZM258 255V254H257ZM48 256V255H47ZM97 256V255H96ZM137 256V255H136ZM195 256V255H194ZM31 256H29L30 258ZM150 257V256H149ZM177 257V256H176ZM33 258V257H31ZM65 258V257H64ZM91 258V257H89ZM139 258V257H138ZM157 258V257H156ZM159 258V257H158ZM98 259V258H97ZM147 259V258H146ZM155 259V258H154ZM165 259V258H164ZM241 259V258H240ZM257 259V258H256ZM149 260V259H148ZM168 260V259H167ZM29 261V260H28ZM141 261V260H140ZM138 261V262H140ZM163 261V260H162ZM50 262V261H49ZM52 262V261H51ZM150 262V261H149ZM154 262H156L154 260ZM167 262V261H166ZM236 262V260H235ZM29 263V262H28ZM63 263V259H60L57 264H62ZM152 263V262H150ZM32 264V263H31ZM181 264V263H179ZM259 264H264V254L262 256V259L260 261Z\"/></svg>",
	"mask_w": 264,
	"mask_h": 264
}]
</instances>
